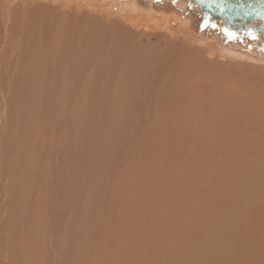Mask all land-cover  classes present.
Segmentation results:
<instances>
[{"label":"rangeland","instance_id":"obj_1","mask_svg":"<svg viewBox=\"0 0 264 264\" xmlns=\"http://www.w3.org/2000/svg\"><path fill=\"white\" fill-rule=\"evenodd\" d=\"M34 1L39 6L46 5L49 8L55 7L57 10L63 8L61 11L64 10L65 13L67 10L69 11V9H67L69 6L70 10L75 11L76 5L81 4L78 6L81 15H83L81 11L87 9L90 12L86 10L84 13L87 12L90 14V9H92V12H94L90 15L94 16L98 13V16L94 17H97L96 19L100 23H103L102 19L99 18L100 15L105 18L109 17V19L124 20L122 24L135 34L133 42L140 43L144 52L148 48H150L152 53L154 52L153 58L151 57L153 61H149L153 63H151L148 68L156 66V70H160L161 67L159 65L161 64L164 68L161 74L166 75V79L169 78V75L170 77L179 76V72H181L179 70L186 68L180 66V69L178 66V73L173 70L174 76H172V73L169 74L168 67H170V62L167 63L166 58L162 60V57H160V55L163 56L160 53L164 54L163 50L165 51L169 43L174 44L182 42L187 52L194 50L193 52L191 51L193 55L187 53L189 56L192 55L193 57L197 55L198 49L203 50L201 51L203 52L201 54L203 57L202 64H200V67L194 68L198 71H200V68L203 70L205 69V71H200L198 77L194 76V78L196 77L194 81L198 82V86L204 87L201 88L202 90H199L202 91V94L199 93L198 89L196 90L200 96L202 95L201 99L199 98L201 101H198L200 104L196 106V104L190 103L187 99L181 100L176 96L173 98L168 94L167 89L164 90L159 88L168 85L166 80L161 81L158 84L160 86L153 91L152 86L151 89V87L144 84V74H142V76L140 75L136 81L132 82H137V84L133 85L130 83L126 85L122 83V86L118 85V77L122 74V70L118 68L116 69L117 74L113 77L116 84L114 82H109V90H104L103 88L105 87L106 81L104 80L106 79L103 78L102 80L98 72H96L98 75L93 72V81H98L100 88H103L102 91L105 92L103 95L100 96L98 89H96L97 92L93 90V96L95 98L92 97V99L89 92H87L90 86H86L85 83H83V85L79 82L81 87L77 83L78 85H69L62 91H56L57 95H62V98L57 101H52L56 98V95L52 93V99L50 101L56 103V106L47 107L45 104L49 101L44 100V103L38 99L41 94L40 90L44 87V84L42 86L38 85V80H44L45 77H48L47 75L50 74H44L43 65L40 67L41 70L37 68L35 76L33 75L34 81L32 89L28 88L30 91L27 89L24 82L15 89L13 80H17L22 72L16 65L20 56L7 53L6 56L0 57V80L7 82L9 86V90L5 95V100H3L6 104L3 103L0 109V130L2 128L0 131V153H3V155L0 154V194L2 190H5L8 195L7 196L5 193V196H7L5 197L6 204L3 205L0 203V257L2 260L8 264H128L134 260L133 256H135H132L130 251L133 247L141 243L142 236L145 245L147 247L149 246L150 252L147 253L148 255L145 258L143 256V250L137 246L140 253L138 257L145 258L139 259V264H229V262L231 263L232 261V263L236 262L235 264H264V144L262 143L264 139V128H256L261 125V128L264 127V119L262 120V118H264V113L261 112H264V105H262L264 104V92L258 94V92L264 91V83L262 81L264 80V48H258L256 38L253 36L248 37L235 34L231 36L227 35L226 39H224L219 35L217 36L214 33H210L206 28L213 22L210 20L209 22H203L197 18L195 20H190L187 15V10L183 5L178 6L172 4L170 0H48L47 3L43 2V0ZM68 3L71 5L68 6ZM132 3H134L135 7L129 6ZM62 5L67 7L65 8V6ZM73 6L75 10L72 8ZM61 11V14L64 13V11ZM42 15L45 14H41V16ZM124 16H126V18H123ZM46 17H51L50 20L46 18V22H56V20L53 21L54 17L52 14ZM132 21L134 23L130 25ZM49 26L52 25L50 24ZM217 27H219V25ZM110 28L112 27L110 26ZM137 29L140 32H138ZM41 31L43 32V30ZM176 40L177 42H175ZM154 44L155 47H153ZM156 46L158 47V52ZM201 46H204L203 49ZM145 47L147 48L145 49ZM69 48L73 50L71 47ZM152 48H154V50ZM216 48L225 50L224 52L226 55H221H224L226 58L221 60L219 54L217 55ZM206 49L208 51H206ZM44 50L45 48L38 49L35 55H43L45 57L42 56L44 60H48L49 58L51 60V51ZM150 50L145 53L150 54ZM211 50L213 54L209 55ZM48 51L49 53H46ZM175 53L176 51L174 52V56L176 55ZM227 53L231 54L233 57ZM25 56H27V54ZM74 58L76 57H71L72 62H74L71 65L72 68H76L79 64L78 62L83 63V59L80 60V57L75 60ZM85 58L84 61L86 60L87 62L89 59L86 56ZM205 58L211 61L209 63L207 60V65L204 63ZM97 59H90L91 66L90 61H88L89 63L87 62L89 66L87 63H83L82 67H89L87 71L86 67L80 68L81 65L79 64L77 68L80 70L76 68L74 73L80 74L79 71H81L83 75L85 74L84 77L88 78V75L92 72L93 63L97 62ZM154 59H156V61ZM228 60L229 64L227 63ZM52 61H54L53 57ZM214 61L216 63H214ZM234 61L238 64L235 65L236 63H234ZM179 63L181 62L179 61ZM179 63H177V65ZM242 64H244L245 67ZM177 65H175V67ZM201 65L204 67L202 68ZM230 65H232L231 68ZM52 66H50L51 69ZM236 66H238L239 70ZM175 67H172V69H175ZM211 69L212 71L210 73H213V75L215 74L214 76L217 77V80L212 77L213 75L210 76L209 72H206V70L210 71ZM214 69H218L216 71L219 73H215ZM233 69L235 72H233ZM29 70H32V68L29 67ZM62 70L64 72H62ZM62 70L58 75L59 84L65 81L68 75L67 70ZM11 71L13 72V77L8 82L7 77ZM181 73H183V71ZM79 74L76 75H78L77 79L80 80V76L82 79L83 75L79 76ZM216 74H226L225 77H227L224 79L225 77ZM41 75H43V77ZM207 76L210 78L212 77L211 81H209L210 79L206 80ZM49 77H51V75H49ZM202 77L205 78L204 80L209 81L210 84L208 85L206 81H204L205 84H203ZM251 77L254 79L253 84ZM222 78L226 81L222 82ZM227 79L233 84L229 82L227 85ZM140 82H143L144 86L141 85ZM254 82L259 84V88ZM206 86H208V88ZM72 87H75L77 90L75 88V91L69 90L73 89ZM212 87H217L218 95H220L219 99L221 100L218 101V95L215 92H213L216 98L214 99V95L211 93L212 91L210 92V90L213 89ZM232 87L235 94L238 91L237 95H235L232 90L228 93L227 90ZM251 87H254V90ZM120 90L123 94L130 96V99L127 98L125 99L126 102L124 101L128 104V109H126V111L125 109L122 110L123 107L121 103L118 105L116 104V102L119 103V101L116 100ZM145 90H148L149 93L151 91V95L154 96H150L152 98L146 100L145 103L141 105L140 110H136L131 100L133 99L136 103L138 99H141L140 96ZM161 90H163V92ZM213 91H216L215 88ZM70 92H73V94H70ZM231 92L234 94L233 96ZM116 93L118 95H115ZM157 93H160V95L158 98L154 99ZM203 93L208 95L206 96ZM225 93H227L226 96L228 95V97L231 98H226V96H224ZM260 94L262 100L261 98L259 100L262 102H258L257 95L260 96ZM104 96L106 100L101 98ZM208 96L209 98H211V96L213 97L211 101H216H214V106H218L217 104L220 102V106L223 105L221 107H225V109L222 110V108L218 106L220 111H228L229 108H233L230 106L233 100L234 107L241 111L238 112V109H235L238 112H236L237 116L239 113H243L245 117L246 114L245 118L248 122H245L244 117L242 118L243 120L240 118L241 114L238 117L242 122L238 117H235L236 115H224L228 117L227 119L231 118L232 120L229 121V123L232 122V126L229 127L230 124L227 122L225 123L226 118L222 117L217 108L210 105L211 101L209 99H207V104L209 105L206 104L205 100ZM237 96L240 97H238L240 100L245 97L247 100L245 101L244 99L245 103H243V101L240 105L235 106L238 103L236 99ZM168 97L170 98L169 102L167 101ZM33 98H35V100ZM87 98L92 99L91 101L89 99L88 102L86 101L88 105H92L90 106L93 112L91 118H94V121L92 119L90 121V123L92 122L90 124V128L92 127L90 129V133H92V142L91 140L88 141L83 135L80 136L79 133L81 130L83 131V128L84 130L86 129L87 118H80L79 115H76V113L72 111L74 110V106H77L79 110H83V101ZM99 98H101V100ZM171 100L175 104H172ZM221 101L224 104H221ZM247 101L250 102L248 105L256 107V111L258 109L256 114L255 111L253 113L252 110L254 108L252 106H249L251 108V110H249ZM167 102L170 103L168 104L170 106H168L169 110L166 106ZM225 102L227 104L226 106H224ZM113 103L115 105H112V107L111 104ZM183 103H188L189 106ZM194 105L196 107H194ZM244 106L248 109L244 108ZM27 108L28 110L30 109L31 112L28 111ZM177 108L179 110H177ZM180 108H185L184 110L186 112L184 110L182 111ZM134 109L138 112H135ZM211 109L216 111L213 112ZM60 111L61 113L59 114ZM202 112L204 114H202ZM217 112L220 115L217 114ZM259 113L262 115L259 118L255 117L258 116L257 114ZM45 114L47 120L45 119ZM252 114L255 115L253 116ZM48 115L49 121L47 118ZM166 115L169 119L166 118ZM180 115L183 118L182 121L185 123L181 122L182 118ZM251 115L253 117H251ZM172 116L177 120L174 121ZM201 117L204 121L201 120ZM40 118L44 120L42 121ZM72 118H75V121L78 120L76 122L78 125H76ZM66 119L71 120L68 122L70 130L68 129V125L65 126V124H67ZM214 119H216V122L213 121ZM217 119L220 121L219 123ZM72 120L73 123H70ZM212 121L215 122V124L212 123ZM258 121H260V124ZM201 122H203L204 125L200 124ZM251 123H253V125ZM199 124L204 127V132H202V127L200 128ZM212 124L217 126H215L216 129H213ZM241 124H244L243 128L246 130L242 129ZM176 125L180 127L178 128ZM206 125L208 127L205 128ZM60 126H62V131L65 129L63 126H65L67 128L66 131L64 130V132H62ZM156 127L158 130L155 129ZM181 127L183 129H180ZM222 127H224V131L221 129ZM227 127L230 129L228 130L229 132H226L228 129ZM238 127H241L240 129H242V132ZM207 128H209V135L207 134ZM212 129L216 131L217 134ZM56 130L59 137L55 132ZM182 130H185V133L183 132L182 134L183 136L179 133H182ZM256 131H258L257 134L255 133ZM197 132H200V135H197ZM213 132L215 137L212 134ZM259 132H262V136ZM60 133L65 134L61 135ZM220 133L223 135L221 136ZM230 133H232L231 138L227 137L231 136ZM237 133H239L240 136H238ZM242 133L245 134V136ZM165 134L169 140L166 139L167 137ZM259 136L262 138L260 139L261 142L259 141ZM239 137L240 139L244 137V141H239ZM186 140L188 143H185ZM199 143L200 145H198ZM158 144L162 146L159 145L158 147ZM166 144H168L169 147ZM238 145L241 146L239 147ZM260 145L263 146V149L261 148L262 150L259 149L262 147ZM69 146L71 147L69 148ZM163 146H167L168 149H164ZM170 146H172L173 149ZM237 147H239V149ZM48 148L50 149L48 150ZM174 148H178V151ZM87 149L89 150L90 159L87 163L90 168L88 165H80L79 161L81 159H78L75 163L77 169L69 167V165H72L74 162L73 158L75 157L73 156L75 151H77L76 154L79 158L81 156L79 153L85 154L88 152ZM180 149L184 151L182 152ZM147 152H149V154ZM254 152L255 154H253ZM180 153H182V156ZM31 157L36 159H32ZM29 162L31 164L33 163V168L31 165H29L30 167L26 166L30 164ZM157 167H161L159 170L162 171H159ZM30 170L38 171L32 172ZM6 175H8L7 177L9 179ZM154 190L157 191L155 192ZM153 193L155 194L153 195ZM10 216H12L11 221L6 220ZM243 236H245V238ZM242 239H244V241ZM250 239L253 242L248 241ZM255 240H259L260 242H254ZM125 247L127 248L122 256V262L119 263V256L124 252L122 248ZM124 258L129 260L128 263H124ZM145 260L148 262L146 261V263ZM130 264L133 263L131 262Z\"/></svg>","mask_w":264,"mask_h":264},{"label":"bare ground","instance_id":"obj_2","mask_svg":"<svg viewBox=\"0 0 264 264\" xmlns=\"http://www.w3.org/2000/svg\"><path fill=\"white\" fill-rule=\"evenodd\" d=\"M80 1V0H79ZM41 2V1H40ZM43 2H45V3H47L48 2V0H43ZM82 2V1H81ZM81 2H79V3H81ZM85 2V1H84ZM87 2V1H86ZM67 3V2H66ZM63 4V3H62ZM84 4V3H83ZM69 5H71L70 3H68V6ZM81 5V4H80ZM80 5H76V7H75V9L77 10H75L74 9V6L72 7L75 11H73V10H70V6L67 8V9H69V11L67 10V12L65 13V11L64 10H62V11H64V13H60V11H61V9H63V8H61L62 6H65V5H62L60 8V10H57V8H55V7H53V8H49L48 6H46V5H43V6H39V5H37L36 3H35V1L34 0H20V1H18V0H0V57H3V56H6L7 55V53H11V54H14V55H19L20 56V59H19V61L17 62V66L22 70V72H21V74L18 76V78H17V80H13V85H15V89H16V87H18L22 82H24V84L26 85V87H27V89L28 88H30V89H32V85H33V81H34V79H33V75L35 76V72H36V70H37V68H38V70H41V68L40 67H42V65H43V70H44V74L46 75V74H49V75H51V77H49V75H47L48 77H45V79L44 80H38V85L39 86H42L43 84H44V87H43V89L42 90H40L41 91V94L39 95V97H38V99L39 100H41V102L43 101L44 102V100H46V101H49L47 104H45L47 107L48 106H56V103H52V101H57V100H59V99H61L62 98V95L61 94H59V95H57L56 93V91H58V90H63V89H65L66 87H68L69 85H76L77 83L80 85V83H85V85L86 86H90V87H88L89 88V90L87 91V92H89V95H90V97L92 98V97H94L93 96V90H95L96 91V89H98V93L100 94V96L101 95H103L105 92H103L102 90H103V88H104V90H109V87H110V83L109 82H111V83H113L114 82V80H113V77L117 74V70L116 69H118V68H120L121 70H122V74L117 78L118 80H117V84L118 85H121L122 86V83L123 84H126V85H128V84H130V83H132L133 81H136V79L141 75L142 76V74H144V80H145V82H144V84H146V86H148V87H153V91L154 90H156L160 85H158L161 81H163V80H166L167 82H168V85L166 86V87H159V88H161V89H167V91H168V94L171 96V97H177V98H180L181 100L182 99H187V101H190V103H192V104H196V106H197V104H200L198 101H201L200 99H201V97H202V95L200 96L199 94H198V91L199 90H202L201 88H203L204 86H198L197 85V81L195 82L194 80H195V78H194V76H197L198 77V75H200V71L201 72H203V71H205V69L203 70V69H201L200 68V71H198L197 69H195V68H198V67H200V64H202V60H203V57L201 56V54L203 53V52H201V51H203V50H201V49H198V53H194L195 55V57H193L192 55H193V53H191V51L193 52L194 50H191L190 52H187L186 50H185V48H184V46L182 45V42L181 43H169L166 47V49H165V51L163 50V52H164V54L163 53H160V54H162L163 56H161L160 55V57H162L161 59L163 60V59H165L166 58V61H167V63L168 62H170L169 64H170V67H168L169 68V74H173L172 76H174V73H173V70H175V71H177V67L179 66H182V67H186V68H182L183 70H179V71H183V73H181V72H179L180 73V75L179 76H177V77H170V75L168 76L169 78H167L166 79V75H164V74H161L162 72L161 71H163L162 69H164L163 68V66H161V64L159 65L161 68H160V70H156L157 69V67L156 66H151L150 68H148L150 65H151V63H153L152 61V58H153V53L151 52V50H150V48H148V49H146L147 47H145V49H146V51L148 52V50H150V54L149 53H145L144 52V50H142V46H141V44L140 43H137V42H133V40H134V37H135V34L129 29V28H127V27H125L124 26V24H122V21L124 22V20H122V21H119V20H116V19H109V17H107V18H105V17H103V16H99V18H101L102 19V21H103V23H100L99 21H97V17H94V16H98L97 14L96 15H94V16H91L90 14L92 13L93 14V12H92V9H90L91 10V13L90 14H88L87 12L86 13H84V11H86V10H84V9H82V10H84V11H81V12H83L82 14L83 15H81V13H80V8L78 7V6H80ZM89 6V5H88ZM87 6V7H88ZM129 6H134L135 7V5H134V3H132V4H130ZM67 6H65V8H66ZM83 7V6H82ZM106 8V7H105ZM128 8V7H127ZM95 9V8H94ZM61 11V12H62ZM79 11V12H78ZM88 12H90L89 10H87ZM97 12V11H96ZM47 14L48 16H49V14H52V16L54 17V19H53V21L54 20H56V22L55 23H50L49 21L48 22H46L45 21V19L46 18H48V17H46L45 15H42L41 16V14ZM61 14V15H60ZM109 16V15H108ZM50 18L51 17H49L48 19L50 20ZM123 18H126V16H124ZM127 18H128V16H127ZM100 19V20H101ZM99 20V19H98ZM126 20V19H125ZM52 21V22H53ZM128 21V20H127ZM50 25H52V26H49L48 24ZM62 23V24H61ZM133 21H132V23L130 24V25H133ZM61 24V25H60ZM110 26L112 27V28H110ZM133 29V28H132ZM41 30H43V32H45V33H43ZM45 30V31H44ZM137 31H138V29H137ZM138 32H140V31H138ZM143 34V33H142ZM141 37V36H140ZM143 37V36H142ZM181 39V38H180ZM136 40V39H135ZM165 42V41H164ZM175 42H177V40L175 41ZM142 43V42H141ZM165 43H167V42H165ZM185 43H186V41H185ZM189 43V42H188ZM144 44V43H143ZM149 44H151V43H149ZM153 44V43H152ZM164 45V44H163ZM71 47L73 50H70V48L69 47ZM146 46V45H145ZM147 46H149V45H147ZM151 46V45H150ZM158 46V45H157ZM156 46V47H157ZM67 47V48H66ZM153 47H155V44L153 45ZM190 47V46H189ZM202 47V46H201ZM204 47V46H203ZM203 47H202V49H203ZM43 49V48H45V50H49V51H51V53H52V55L50 56L51 57V60H50V58L48 59V58H46V59H48V60H44V56L43 55H35V53L37 52V50L39 49ZM47 48V49H46ZM69 48V49H68ZM162 48V47H161ZM188 48V47H187ZM144 49V48H143ZM153 50H154V48H152ZM163 49V48H162ZM217 49V48H216ZM215 49V50H216ZM44 50V51H45ZM200 50V51H199ZM43 51V52H44ZM49 51L48 52H46V53H49ZM159 50H158V47H157V52H158ZM176 51V55L174 56V52ZM189 51V50H188ZM204 51H205V49H204ZM206 51H208L207 49H206ZM225 50H222V49H217V55L219 54V57L221 58V60L222 59H224V58H226L224 55H226L225 54V52H224ZM42 52V53H43ZM78 52V53H77ZM209 52H210V50H209ZM50 53V54H51ZM187 53H190V54H192L191 56H189ZM27 54V56H25ZM49 54V55H50ZM156 54V53H155ZM158 54V53H157ZM213 53H212V50H211V53L209 54V55H212ZM221 54H224L223 56L221 55ZM227 54H229V53H227ZM48 55V54H47ZM229 55H231V54H229ZM44 58H43V57ZM45 56H46V54H45ZM72 56H74V57H76V58H78V57H80V60H82L83 59V63H87L88 61H90V59H94V58H98L97 59V62H95V63H93V69L91 70L92 72L90 73V75H88L89 77L88 78H86V77H84V75H83V72H81V71H79L80 72V74L79 73H74V70L78 67V65L80 64L81 66H80V68L82 67V65H83V63H81V62H78L79 64L77 65V67L75 68V67H73L72 68V63H74V62H72V60H71V57ZM85 56L89 59V60H87V62H86V60L84 61V58H85ZM232 56V55H231ZM52 57H53V60L54 61H52ZM84 57V58H83ZM152 57V58H151ZM158 57V56H157ZM233 57V56H232ZM42 58H43V60H42ZM76 58H74V60L76 59ZM86 59V58H85ZM218 59V58H217ZM236 60H238L237 58H235ZM150 60H152L151 61V63L149 62ZM155 61H156V59H154ZM209 61V63L211 62L209 59H207V58H205V64L207 65V63L208 62H206V61ZM96 61V60H95ZM159 61V60H158ZM171 61H175L174 63L173 62H171ZM179 61L181 62V63H179ZM225 61V60H224ZM53 62H54V64H53ZM226 62V61H225ZM224 62V63H225ZM229 62V60L227 61V63ZM76 63V62H75ZM89 63V62H88ZM87 63V64H88ZM176 63V64H175ZM177 63H179L178 65H177ZM214 63H216L215 61H214ZM234 63H236V61H234ZM240 63V62H239ZM155 64V63H154ZM173 64H175V65H177L176 67H175V65H173ZM205 64H204V66H205ZM229 64V63H228ZM230 64H231V62H230ZM238 63H236L235 65H237ZM53 65V66H52ZM85 65V64H84ZM166 65V64H165ZM164 65V66H165ZM209 65H212V64H209ZM223 65V64H222ZM234 65V66H235ZM242 65H244V64H242ZM50 66H52V69H51V67ZM74 66V65H73ZM88 66H89V64H88ZM90 66H91V61H90ZM174 68L175 67V69H172V67ZM203 66V67H204ZM213 66H214V64H213ZM217 66V65H216ZM215 66V67H216ZM224 66V65H223ZM222 66V67H223ZM231 66L232 65H230V68H231ZM239 66V65H238ZM238 66H236L237 68H238ZM29 67H31L32 68V70H29ZM86 67V71L88 70L87 68H89V67H87V66H83L82 68H85ZM166 67H167V65H166ZM178 67V68H179ZM190 67V68H189ZM192 67V68H191ZM195 67V68H194ZM201 67H202V65H201ZM202 67V68H203ZM206 67V66H205ZM214 67V68H215ZM218 67V66H217ZM225 67V66H224ZM227 67V66H226ZM244 67H245V65H244ZM254 67V66H253ZM49 68V69H48ZM167 68V69H168ZM171 68V69H170ZM212 68V67H211ZM219 69H221L220 67H218ZM241 68V67H240ZM243 68V67H242ZM62 69H65V70H67V73H68V75H67V79L65 80V81H63L61 84H59V79H58V75H59V72L62 70ZM77 69H79V68H77ZM166 69V68H165ZM180 69H181V67H180ZM209 69H210V67H209ZM234 69H235V67H234ZM233 69V70H234ZM80 70V69H79ZM83 70V69H82ZM170 70H172V71H170ZM203 70V71H202ZM215 70V69H214ZM216 70H218V69H216ZM215 70V73L217 72V73H219L218 71H216ZM222 70H223V68H222ZM232 70V69H231ZM238 70H239V68H238ZM253 70H255V69H253ZM76 71V70H75ZM84 71V70H83ZM86 71H85V73H86ZM167 71V70H166ZM165 71V72H166ZM212 71V69L210 70V71H207L206 70V72H211ZM221 71V70H220ZM224 71V70H223ZM62 72H64L63 70H62ZM78 72V71H77ZM95 74H97L96 72H98L99 73V75H100V77H102V80H103V78L104 79H106V80H104V81H106V84H105V87H103L102 89L100 88V86H99V84H98V81L97 80H94L93 81V77H92V74L94 75V73ZM233 72H235V70L233 71ZM43 73V72H42ZM88 73V72H87ZM177 73H178V71H177ZM221 73V72H220ZM254 73V72H253ZM252 73V74H253ZM61 74V73H60ZM76 74H79V76L80 75H83L82 76V79H81V76H80V80L79 79H77L78 78V75H76ZM166 74V73H165ZM204 74V73H203ZM208 74V73H207ZM228 74V73H227ZM234 74V73H233ZM238 74V73H237ZM37 75V74H36ZM62 75V74H61ZM98 75V74H97ZM202 75V74H201ZM210 76H212L213 75V73H210L209 74ZM215 75V74H214ZM212 76V77H214L215 78V80H217L216 78L217 77H215V76ZM216 75H218V76H221V77H225V75L226 74H222V75H219V74H216ZM42 77H43V75H41ZM87 76V75H86ZM203 76V75H202ZM13 77V72L11 71L10 73H9V76L7 77V79H8V82L10 81V79ZM39 77V76H38ZM84 77V78H83ZM99 77V78H100ZM204 77V76H203ZM202 77V78H203ZM211 77V78H212ZM227 77V76H226ZM226 77L224 78V79H226ZM40 78V77H39ZM121 78H123V79H121ZM211 78L210 77H208L207 76V79L206 80H208V79H210L209 81H211ZM213 78V79H214ZM229 78V77H228ZM232 78V77H231ZM230 78V79H231ZM247 78H248V76H247ZM252 78V84H253V77H251ZM64 79V78H63ZM199 79H200V77H199ZM205 78H203V84H205V82L204 81H206V80H204ZM223 79V78H222ZM223 79V81L222 82H224V81H226V80H224ZM250 79V78H249ZM249 79H247V80H249ZM81 80H82V82H81ZM101 80V79H100ZM109 80V81H108ZM143 80V81H144ZM215 80H213V81H215ZM221 80V79H220ZM232 80V79H231ZM93 81V82H92ZM141 81V80H140ZM209 81H206V83L208 82V85L210 84L209 83ZM227 81H228V79H227ZM256 81V80H255ZM259 81H261V80H259ZM263 81V83H264V80H262ZM80 82V83H79ZM195 82V83H194ZM230 81H228L227 82V85H228V83H229ZM115 83V82H114ZM141 83V82H140ZM194 83V84H193ZM214 83H216V82H214ZM213 83V84H214ZM230 83H232V82H230ZM254 83H256L257 84V82H254ZM77 84V85H78ZM103 84V83H102ZM116 84V83H115ZM133 85L134 84H137V82H134V83H132ZM164 84V83H163ZM233 84V83H232ZM232 84H231V86H232ZM236 84H238V83H236ZM235 84V85H236ZM260 84H262V83H260ZM84 85V84H83ZM117 85V86H118ZM140 85V84H139ZM141 85H143V82L141 83ZM207 85V84H206ZM211 85H212V82H211ZM102 86V85H101ZM104 86V85H103ZM144 86V85H143ZM145 86V87H146ZM162 86V85H161ZM255 86V85H254ZM259 86V84H257V87ZM262 86V85H261ZM75 87H78V86H75ZM74 87V88H75ZM80 87H81V85H80ZM132 87V86H131ZM137 87H138V85H137ZM141 87V86H140ZM152 87H151V89H152ZM207 88H208V86H206ZM222 87V86H221ZM220 87V88H221ZM236 87H237V85H236ZM25 88V87H24ZM73 88V87H72ZM74 88L73 89H69V90H74ZM93 88V89H92ZM100 88V89H99ZM213 88V87H212ZM215 88V90L217 91V87H214ZM213 88V89H214ZM224 88L226 89V87L224 86ZM252 88V87H251ZM259 88V87H258ZM68 89H67V91H68ZM76 89V88H75ZM140 89V88H139ZM143 89H144V87H143ZM142 89V90H143ZM198 89V91H196ZM211 89V88H210ZM213 89H211L210 90V92L212 93V95H214L213 97H214V99H216L215 98V94L213 93V92H215V93H217V95H218V91L216 92V91H213ZM233 89V87L231 88V89H228L227 91H228V93H230L229 91L230 90H232ZM239 89V88H238ZM253 90H254V87L252 88ZM263 89V88H262ZM9 90V86H8V83L7 82H4V81H2V80H0V109H1V107L3 106V103H4V101L3 100H5V95H6V93H7V91ZM19 90V89H18ZM29 90V89H28ZM77 90V89H76ZM78 90H79V88H78ZM135 90V89H134ZM149 90H150V88H149ZM206 90V89H205ZM240 90V89H239ZM15 91H17V90H15ZM30 91V90H29ZM33 91H34V89H33ZM75 91V90H74ZM80 91V90H79ZM100 91V92H99ZM144 91V90H143ZM162 92H163V90H161ZM188 91H189V93H188ZM208 91V90H207ZM207 91H206V93H207ZM224 91H226V90H224ZM242 91V90H241ZM259 91V90H258ZM36 92V91H35ZM64 92V91H63ZM97 92V91H96ZM95 92V93H96ZM110 92V91H109ZM109 92H107V93H109ZM232 92L234 93V90H232ZM231 92V94H232V96L235 94H233ZM238 92V91H237ZM236 92V94L235 95H237L238 93ZM240 92V91H239ZM263 93L264 91H260V92H258V94L259 93ZM18 93V92H17ZM52 93H54L55 95H56V98H55V100H52V101H50L51 99H52ZM73 94V92H70V94ZM78 93V92H77ZM86 93V92H85ZM173 93V94H172ZM199 93H201L202 94V91H199ZM206 93H203V94H205L206 95ZM223 93V92H222ZM261 93V94H262ZM34 94V93H33ZM79 94V93H78ZM97 94V93H96ZM119 94V95H118ZM116 93L115 95H118V97H117V100L116 101H119V103H117L116 102V104L118 105V104H122V107H123V109L122 110H124L125 109V111H126V109H128L127 108V105L128 104H126L125 102V99H127V98H129L130 96L129 95H127V94H123L122 92H121V90L119 91V93ZM167 94V93H166ZM226 94L227 93H225V95L224 96H226ZM261 94H260V96L259 95H257V98H258V102H260L261 100H262V98H261ZM38 95V94H37ZM156 96H155V98L154 99H156V98H158V96L160 95V93L158 94H155ZM208 95V94H207ZM206 95V96H207ZM209 95H210V93H209ZM32 96V95H31ZM73 96V95H72ZM81 96V95H80ZM87 96V95H86ZM106 96V95H105ZM105 96L104 97H101V98H103L104 100H106L105 99ZM150 96H152L151 95V91H150V93L148 92V90L146 91L145 90V92H143L142 94H141V96H140V98L141 99H138L137 100V102L135 103L134 102V100L132 99L131 100V103L136 107L135 109L136 110H140V108H141V105L142 104H144L145 103V101L146 100H148V99H151L152 97H150ZM162 96V95H161ZM166 96V95H165ZM219 96L220 95H218L217 96V98H218V101L219 100H221V99H219ZM231 96V95H230ZM241 96V95H240ZM243 96H245V95H243ZM259 96V97H258ZM108 97V96H107ZM116 97V96H115ZM212 96H211V98H213ZM228 97V95L226 96V98ZM235 97V96H234ZM233 97V98H234ZM238 97L239 96H237L236 97V99L238 100H236L238 103H237V105H235V106H238V105H240V103L241 102H243L244 101V99L246 98H244V97H242V98H244V99H242V100H240V99H238ZM263 97H264V94H263ZM73 98V97H72ZM86 98V97H85ZM95 98V97H94ZM98 98V97H97ZM101 98H99L100 100H101ZM172 98V99H173ZM200 98V99H199ZM211 98H209V96H208V98H206V104L208 103L207 102V99H209L210 101L212 100ZM229 98V97H228ZM231 98V97H230ZM229 98V99H230ZM240 98V97H239ZM261 98V100H259ZM34 100H35V98H33ZM37 99V100H38ZM66 99V98H65ZM70 99V98H69ZM75 99V98H74ZM88 99L89 98H87L86 100H84L83 101V105H84V109L83 110H79L78 108H77V106H74V110H72L74 113H76V115H79L80 116V118L81 117H86L87 118V121H86V129L84 130V128H83V131L81 130L79 133H80V136H82L83 135V137H85V138H87L88 139V141H90L91 140V142H92V133H90V129L92 128H90V124L92 123H90V121H91V119L93 120L94 118H91V115H92V111H91V107L90 106H92L91 104L90 105H88ZM93 99V98H92ZM92 99H89L90 101L92 100ZM102 99V100H103ZM111 99V98H110ZM130 99V98H129ZM168 99V100H167ZM166 100L169 102L170 100V98L168 97ZM198 99V100H197ZM203 99V98H202ZM19 100V99H18ZM109 100V99H108ZM114 100V99H113ZM113 100H112V102H113ZM204 100V99H203ZM202 100V101H203ZM224 100V99H223ZM247 99H245V101H246ZM87 101V102H86ZM89 101V102H90ZM111 101V100H110ZM122 101V102H121ZM125 101V102H124ZM163 101H164V99H163ZM172 101V100H171ZM185 101V100H184ZM204 101V102H205ZM215 101V100H214ZM214 101H211V104L210 105H213V107H215V108H217V110H219L218 112L222 115V117H224V118H226V121H225V123L227 122V123H229V121L231 120V118H229V119H227L228 117H226V116H224V115H231V116H235V117H238V116H240V114H241V116H240V118L242 119L243 117H244V115H243V113H239V115L237 116V113L240 111L238 108H235L234 107V101L232 100L231 102H232V104H230V106L231 107H233V108H229V110L228 111H222V110H224L225 109V107H221V106H223V105H221L220 106V102H219V104H217L218 106H220V108H222V110L220 111V109H218V106H214V104H215V102ZM240 101V102H239ZM245 101L243 102V103H245ZM29 102V101H28ZM38 102V101H37ZM61 102V101H60ZM68 102V101H67ZM70 102H71V100H70ZM149 102H150V100H149ZM155 102V101H154ZM160 102H162V101H160ZM166 102V101H165ZM166 103V106L168 107L169 105L168 104H170V103ZM212 102H213V104H212ZM248 102V101H247ZM256 102V101H255ZM257 102V103H258ZM262 102V101H261ZM45 103V102H44ZM164 103V102H163ZM179 103V102H178ZM223 102L221 101V104H222ZM250 102H248L247 103V105L249 104ZM4 104H6V103H4ZM40 104V103H39ZM129 104H130V102H129ZM157 104H159V103H157ZM172 104H175V103H173V101H172ZM181 104V103H180ZM184 104V103H183ZM185 104H188V103H185ZM184 104V105H185ZM224 104V103H223ZM252 104V103H251ZM262 104V103H261ZM23 105V104H22ZM32 105V104H31ZM41 105H43V104H41ZM67 105V104H66ZM65 105V106H66ZM88 105V106H87ZM94 105V104H93ZM97 105H98V103H97ZM96 105V106H97ZM112 105H115L114 103L113 104H111V106ZM155 105V104H154ZM176 105H179V104H176ZM207 105H209V104H207ZM227 104H226V102H225V105L224 106H226ZM233 105V106H232ZM245 105V104H244ZM246 105V106H247ZM258 105H259V103H258ZM262 105H264V104H262ZM13 106V105H12ZM29 106V105H28ZM27 106V107H28ZM40 106V105H39ZM171 106H173V105H171ZM188 106H189V104H188ZM193 106V105H192ZM192 106H190V107H192ZM195 105H194V107H196ZM242 106H243V104H242ZM249 106H252L253 107V105H248V107ZM113 107V106H112ZM161 107H162V104H161ZM170 107V106H169ZM169 107H168V110H169ZM178 107H181V106H178ZM193 107V108H194ZM208 107V106H207ZM264 107V106H263ZM5 108V107H4ZM12 108V107H11ZM11 108H10V110H11ZM39 108V107H38ZM44 108V107H43ZM67 108V107H66ZM121 108V107H120ZM227 108V107H226ZM244 108H246L245 106H244ZM254 109L256 108V107H253ZM252 108V109H253ZM18 109V108H17ZM40 109V108H39ZM51 109H52V107H51ZM72 109H73V107H72ZM130 109V108H129ZM134 109V111L135 112H138V111H136ZM164 109V108H163ZM181 109V108H180ZM185 108H183V109H181L182 111L184 110ZM195 109V108H194ZM193 109V110H194ZM235 109H238V112L235 110ZM246 109H248V108H246ZM252 110L253 111V113H254V111H255V114H256V112H258V109H257V111H256V109L255 110ZM263 109V108H262ZM4 110V109H3ZM19 110V109H18ZM27 110H28V108H27ZM38 110V109H37ZM41 110H42V108H41ZM46 110V109H45ZM63 110V109H62ZM61 110V111H62ZM170 110H173V109H170ZM175 110H176V108H175ZM177 110H179L178 108H177ZM196 110H197V108H196ZM209 110V109H208ZM235 110V111H234ZM249 110H251V108L249 107ZM260 110V109H259ZM2 111V110H1ZM16 111V110H15ZM28 111H30V109L28 110ZM35 111V110H34ZM33 111V112H34ZM47 111V110H46ZM49 111V110H48ZM61 111L59 112V114L61 113ZM63 111H65V110H63ZM94 111V110H93ZM97 111V110H96ZM128 111V110H127ZM157 111H158V109H157ZM174 111V110H173ZM172 111V112H173ZM185 111V110H184ZM205 111H207V110H205ZM211 111H213V112H215L216 110H213V109H211ZM22 112V111H21ZM31 112V111H30ZM32 112V113H33ZM102 112H104V111H102ZM114 112V111H113ZM150 112V111H149ZM186 112V111H185ZM196 112V111H195ZM208 112V111H207ZM217 112V114H219ZM237 112V113H236ZM241 112V111H240ZM260 112V111H259ZM262 113H264L263 111H261ZM6 113V112H5ZM13 113V112H12ZM37 113V112H36ZM39 113V112H38ZM43 113V112H42ZM48 113V112H47ZM63 113V112H62ZM74 113H72V114H74ZM193 113V112H192ZM206 113V112H205ZM2 114V113H1ZM8 114V113H7ZM24 114V113H23ZM64 114V113H63ZM63 114H62V117H63ZM155 114V113H154ZM167 114H168V111H167ZM173 114V113H172ZM187 114V113H186ZM202 114H204L203 112H202ZM207 114V113H206ZM214 114V113H213ZM219 114V115H220ZM254 114V115H255ZM3 115V114H2ZM34 115V114H33ZM42 115V114H41ZM44 115V114H43ZM94 115V114H93ZM98 115V114H97ZM102 115V114H101ZM100 115V116H101ZM187 115H189V114H187ZM243 115V116H242ZM249 115H250V113H249ZM253 115V114H252ZM251 115V117H253ZM258 116H255V117H260L261 115H260V113L259 114H257ZM10 116V115H9ZM23 116V115H22ZM57 116H59V115H57ZM65 116V115H64ZM103 116V115H102ZM175 116V115H174ZM174 116H172V119L174 120V121H176L177 119H174ZM181 116V115H180ZM179 116V117H180ZM194 116H195V114H194ZM200 116V115H199ZM6 117V116H5ZM49 117V115L47 116V118ZM66 117V116H65ZM69 117V116H68ZM138 117H140V116H138ZM168 116L166 115V118H167ZM177 117V116H176ZM185 117V116H184ZM197 117V116H196ZM202 117H203V115H202ZM201 117V118H202ZM214 117V116H213ZM230 117V116H229ZM245 117H246V114H245ZM244 117V119H245V122H248L247 120H246V118ZM264 117V116H263ZM11 118V117H10ZM20 118V117H19ZM23 118V117H22ZM33 118V117H32ZM181 118H182V116H181ZM180 118V119H181ZM186 118V117H185ZM185 118H184V120H185ZM204 118V117H203ZM203 118L201 119V120H203ZM223 118V119H224ZM239 118V117H238ZM239 118V119H240ZM42 118H40V120H41ZM45 119H46V114H45ZM60 119H62V118H60ZM69 119H70V117H69ZM73 119V118H72ZM76 119H78V118H76ZM167 119H169V118H167ZM171 119V120H172ZM193 119V118H192ZM205 119V118H204ZM233 119V118H232ZM240 119V121L242 122V120ZM252 119V118H251ZM264 118H262V120H263ZM33 120H34V118H33ZM44 119H42V121H43ZM47 120V119H46ZM64 120V119H63ZM74 121H75V118L73 119ZM73 120H72V122H70V123H73ZM183 120V118L181 119V122H183V123H185L184 121H182ZM206 120V119H205ZM212 120V119H211ZM216 119H214L213 121H215ZM218 120V119H217ZM221 120V119H220ZM228 120V121H227ZM261 120V121H262ZM32 121V120H31ZM48 121H49V118H48ZM65 121V120H64ZM66 123L67 124H65V126L66 125H68L69 123V121H71V120H67L66 119ZM78 120H76L75 121V123L77 122ZM80 121V120H79ZM94 121V120H93ZM100 121H103V120H100ZM161 121H163V120H161ZM169 121V120H168ZM198 121V120H197ZM204 121V120H203ZM212 121V123H214L215 124V122H213ZM232 121V120H231ZM235 121V120H234ZM250 121V120H249ZM253 121V120H252ZM56 122H58V121H56ZM211 122V121H210ZM218 123L220 122L219 120L217 121ZM259 122V124H260V121H258ZM34 123H35V121H34ZM45 123V122H44ZM60 123V122H59ZM187 123V122H186ZM195 123V122H194ZM240 123V122H239ZM250 123V122H249ZM248 123V124H249ZM256 123H257V121H256ZM9 124V123H8ZM41 124H42V122H41ZM80 124V123H79ZM98 124H99V121H98ZM196 124V123H195ZM200 124H202V125H204V123L203 122H201ZM199 124V125H200ZM206 124V123H205ZM230 125H229V127H231L232 125V122L231 123H229ZM246 124V123H245ZM247 124V125H248ZM252 125H253V123H251ZM3 125V124H2ZM6 125V124H5ZM21 125V124H20ZM57 125V124H56ZM76 125H78L77 123H76ZM101 125V124H100ZM177 125H178V122H177ZM176 125V126H177ZM185 125V124H184ZM188 125V124H187ZM237 125H238V123H237ZM236 125V126H237ZM242 125V129H244L243 127V125L244 124H241ZM252 125H250V126H252ZM256 125V124H255ZM4 126V125H3ZM8 126V125H7ZM42 126H44V125H42ZM46 126V125H45ZM65 126H63V128H65V129H63V131H62V126H60V129H61V131L62 132H64V130L66 131V127ZM72 126H73V124H72ZM72 126H71V128H72ZM93 126V125H92ZM175 126V127H176ZM212 126H213V129L215 128V126L212 124ZM222 126V125H221ZM220 126V127H221ZM257 126V125H256ZM260 126V125H259ZM262 126V125H261ZM261 126L260 127H256V128H260V129H263L264 127H262L261 128ZM16 127V126H15ZM57 127H59V126H57ZM69 127H70V125H68V129H69ZM74 127H75V125H74ZM174 127V126H173ZM178 127V126H177ZM180 127V126H179ZM178 127V128H179ZM191 127H192V125H191ZM202 127V128H201ZM206 127H208L207 125L205 126V128ZM217 127V126H216ZM229 127H227L228 129L226 130V132H229L228 130H230L229 129ZM76 128V127H75ZM80 128V127H79ZM94 128V127H93ZM168 128V127H167ZM200 128L202 129V132H204L203 131V126H201L200 125ZM210 128V127H209ZM209 128H207L208 129V135H209ZM219 128V127H218ZM233 128V127H232ZM239 128V127H238ZM241 128V127H240ZM239 128V129H240ZM249 128V127H248ZM247 128V129H248ZM252 128V127H251ZM256 128H254V129H256ZM4 129V128H3ZM77 129V128H76ZM75 129V130H76ZM94 129H96V128H94ZM154 129V128H153ZM155 129H157V127L155 128ZM180 129H183L182 127L180 128ZM194 129H195V127H194ZM212 129V130H213ZM216 129V128H215ZM222 130L224 129V127H222L221 128ZM242 129H240V131L242 130ZM1 130H2V128H1ZM0 130V131H1ZM57 130H58V128H57ZM57 130L55 131L56 133H57ZM70 130V129H69ZM68 130V131H69ZM158 130V129H157ZM177 130V129H176ZM190 130V129H189ZM196 130V129H195ZM221 130V131H222ZM236 130V129H235ZM244 130H246V129H244ZM252 130H253V128H252ZM257 130H259V129H257ZM264 130V129H263ZM262 130V131H263ZM92 131V130H91ZM180 131V130H179ZM211 131V130H210ZM214 131V130H213ZM224 131V130H223ZM249 131V130H248ZM260 131V130H259ZM30 132V131H29ZM60 132V131H59ZM71 132V131H70ZM94 132V131H93ZM183 132L185 133V130H182V133L181 132H179L181 135L183 134ZM212 132V131H211ZM216 134H217V132L216 131H214ZM214 132L212 133L213 134V136L215 135L214 134ZM219 132H220V130H219ZM225 132V133H226ZM231 132L233 133V131L231 130ZM237 132V131H236ZM242 132V131H241ZM243 132H245V131H243ZM257 132L258 131H256L255 133L257 134ZM264 132V131H263ZM39 133V132H38ZM47 133V132H46ZM68 133V132H67ZM66 133V134H67ZM95 133V132H94ZM165 133V132H164ZM178 133V134H179ZM188 133V132H187ZM198 134L197 135H200L199 133L200 132H197ZM232 133H230L231 134V136H227V137H229V138H231L232 137ZM260 133V132H259ZM259 133H258V135H259ZM14 134V133H13ZM20 134V133H19ZM48 134V133H47ZM61 134V133H60ZM63 134H65V133H63ZM63 134H61V135H63ZM71 134H73V133H71ZM96 134V133H95ZM205 134V133H204ZM219 134V133H218ZM221 134V133H220ZM236 134V133H235ZM243 134V133H242ZM241 134V135H242ZM60 135V136H61ZM78 135V134H77ZM187 135V134H186ZM223 134H221V136H222ZM237 135L238 136H240V134L239 133H237ZM244 136H245V134H243ZM255 135V134H254ZM260 135L262 136V132L260 133ZM1 136V135H0ZM4 136V135H3ZM57 136H58V133H57ZM68 136V135H67ZM71 136H73V135H71ZM165 136H166V134H165ZM183 136V135H182ZM188 136H189V134H188ZM212 136V137H213ZM217 136V135H216ZM256 136V135H255ZM261 136H259V141L261 142V140L260 139H262V138H260ZM59 137V136H58ZM167 137V136H166ZM190 137V136H189ZM204 137V136H203ZM211 137V138H212ZM215 137V136H214ZM235 137H236V135H235ZM69 138V137H68ZM67 138V139H68ZM77 138V137H76ZM183 138H185V137H183ZM182 138V139H183ZM244 138V137H243ZM243 138H241L240 139V137L238 138L239 139V141L241 140H243L244 141V139ZM246 138V137H245ZM86 139V140H87ZM166 139H168V137L166 138ZM213 139V138H212ZM216 139V138H215ZM251 139V138H250ZM258 139V138H257ZM27 140V139H26ZM74 140H75V138H74ZM169 140V139H168ZM188 140V139H187ZM187 140L185 141V143H188L187 142ZM202 140V139H201ZM264 140V139H263ZM262 140V143L264 144V141ZM61 141H63V140H61ZM65 141V140H64ZM189 141V140H188ZM199 141V140H198ZM236 141V140H235ZM239 141H238V144H239ZM258 141V142H259ZM19 142V141H18ZM27 142V141H26ZM25 142V143H26ZM66 142V141H65ZM166 142H168V141H166ZM246 142V141H245ZM251 142H252V140H251ZM62 143V142H61ZM70 143V142H69ZM72 143V142H71ZM76 143V142H75ZM169 143V142H168ZM172 143V142H171ZM170 143V144H171ZM174 143V142H173ZM182 143V142H181ZM23 144H24V142H23ZM67 144H68V142H67ZM250 144V143H249ZM69 145V144H68ZM67 145V146H68ZM72 145H73V143H72ZM159 145L160 144H158L157 146L159 147ZM166 145H168V144H166ZM185 145H187V144H185ZM198 145H200V143L198 144ZM202 145V144H201ZM243 145H244V143H243ZM246 145H247V142H246ZM28 146V145H27ZM30 146V145H29ZM51 146V145H50ZM74 146V145H73ZM160 146H162V145H160ZM173 146V145H172ZM170 146L172 149H173V147H175V146ZM184 146V145H183ZM194 146V145H193ZM239 147L241 146V145H238ZM260 146H262V145H260ZM18 147V146H17ZM48 147H49V145H48ZM71 146H69V148H70ZM89 147H91V146H89ZM164 147V146H163ZM168 147H169V145H168ZM168 147L166 146V147H164V149L166 148V150L168 149ZM239 147H237L238 149H239ZM244 147V146H243ZM248 147H249V145H248ZM248 147H247V149H248ZM1 148V147H0ZM59 148V147H58ZM253 148H254V146H253ZM263 149V146L262 147H260L259 149ZM50 148H48V150H49ZM175 149V148H174ZM261 149V150H262ZM83 150V149H82ZM88 150V149H87ZM175 150H177L178 151V148H176ZM181 150V149H180ZM261 150H260V152H261ZM72 151V150H71ZM70 151V152H71ZM162 151V150H161ZM163 151H165V150H163ZM182 151V150H181ZM180 151V152H181ZM184 151V150H183ZM182 151V152H183ZM186 151V150H185ZM255 151V150H254ZM259 151V150H258ZM69 152V153H70ZM150 152V151H149ZM149 152H147L148 154H149ZM166 152V151H165ZM77 151H75V153H74V156L73 157H75V158H73V164L72 165H69V167H71V168H74V169H77L76 168V165H75V163H76V161L79 159H81L79 162V164L81 165H84V166H86V165H88V167L90 168V166H89V164L87 163V161H90V159H89V150H88V152L87 153H85V154H82V153H79L81 156L78 158L77 157ZM169 153V152H168ZM170 153H171V151H170ZM235 153V152H234ZM248 153H249V151H248ZM263 153V152H262ZM1 154V153H0ZM30 154H32V153H30ZM182 153H180V155H181ZM247 154V153H246ZM250 154V153H249ZM253 154H255V152L253 153ZM259 154H261V153H259ZM1 155H3V153L1 154ZM1 155H0V158H1ZM27 155V154H26ZM147 155V154H146ZM67 156V155H66ZM174 156V155H173ZM182 156V155H181ZM181 156H180V158H181ZM264 156V155H263ZM34 157H36V156H34ZM32 158V159H36V158ZM77 157V158H76ZM163 157V156H162ZM172 157V156H171ZM237 157V156H236ZM30 158V159H31ZM174 158V157H173ZM177 158V157H176ZM233 158V157H232ZM29 159V160H30ZM182 159V158H181ZM234 159H235V156H234ZM54 160V159H53ZM66 161H68L67 159H65ZM70 160V159H69ZM233 160V159H232ZM72 161V160H71ZM169 161H171V160H169ZM169 161H166V162H169ZM161 162V161H160ZM180 162V161H179ZM30 163V162H29ZM175 163V162H174ZM194 163V162H193ZM25 164H26V162H25ZM33 164V163H32ZM32 164L30 163V164H28V165H26V166H29V165H31V167H32ZM59 164V163H58ZM78 164V165H79ZM168 164V163H167ZM171 164V163H170ZM179 164V163H178ZM36 166V165H35ZM52 166V165H51ZM170 166V165H169ZM30 167V166H29ZM87 167V168H88ZM163 167V166H162ZM4 168V167H3ZM2 168V169H3ZM33 168V167H32ZM31 168V169H32ZM155 168V167H154ZM153 168V169H154ZM158 168V167H157ZM159 168H161V167H159ZM159 168H158V170H159ZM253 168V167H252ZM29 169V168H28ZM36 169H38V168H36ZM53 169H55V168H53ZM174 169V168H173ZM24 170V169H23ZM150 170V169H149ZM158 170H157V172H158ZM30 171H32V172H36V171H38V170H30ZM159 171H162V170H159ZM166 171V170H165ZM152 172H154V171H152ZM159 173V172H158ZM160 173H162V172H160ZM164 173V172H163ZM1 174V173H0ZM33 174V173H32ZM9 175V174H8ZM8 175H6V177L8 176ZM30 175H31V172H30ZM35 175H37V174H35ZM167 176V175H166ZM168 176H169V174H168ZM154 177V176H153ZM8 178V177H7ZM255 178V177H254ZM9 179V178H8ZM11 179V178H10ZM160 179H162V178H160ZM157 180V179H156ZM167 180V179H166ZM150 186V185H149ZM158 186V185H157ZM152 187V186H151ZM1 188V187H0ZM1 190V189H0ZM155 191V190H154ZM157 191V190H156ZM155 191V192H156ZM16 193H18L17 191H15ZM5 193H6V191L5 190H2V192H1V194H0V203L1 204H3V205H5L6 204V201H5V197H7L8 195H7V193H6V195L7 196H5ZM155 193H153V195H154ZM160 194V193H159ZM13 195H15V194H13ZM153 195H152V198H153ZM170 195V194H169ZM169 195H167V196H169ZM160 196V195H159ZM162 196V195H161ZM160 196V197H161ZM163 197V196H162ZM18 214V213H17ZM28 214V213H27ZM25 216H28V215H25ZM18 218V217H17ZM11 219H12V216H10L8 219H6V220H10L11 221ZM21 219V218H20ZM19 219V220H20ZM24 219V218H23ZM18 220V221H19ZM22 220V219H21ZM25 221V220H24ZM16 222V221H15ZM23 222V221H22ZM9 226V225H8ZM12 226V225H11ZM14 227V226H13ZM0 228H1V226H0ZM133 230V229H132ZM156 235V234H155ZM241 236H242V234H241ZM249 236V235H248ZM244 238H245V236H243ZM249 239V238H248ZM150 240V239H149ZM154 240V239H153ZM243 241H244V239H242ZM248 241H251V239L250 240H248ZM257 241H259V240H255L254 242H257ZM149 242V241H148ZM251 242H253V241H251ZM260 242V241H259ZM154 244V243H153ZM255 245V244H254ZM140 248V249H142L143 250V256L146 258V256L148 255L147 253H149L150 252V248H149V246L147 247L146 245H145V243H144V241H143V238H142V236H141V243L140 244H138V245H136L135 247H133L132 248V250L130 251V253L132 254V256L133 255H135V256H133V258H134V260H132L131 262L133 263V264H139L140 263V260L139 259H145V258H142V257H138L139 255H140V253H139V249H138V247ZM263 246V245H262ZM177 247V246H176ZM127 247H125V248H122V250L124 249V252L119 256V263H121L122 262V256L124 255V253H125V249H126ZM255 250V249H254ZM258 250V249H257ZM245 251V250H244ZM246 254V253H245ZM260 254H261V252H260ZM163 255V254H162ZM258 256V255H257ZM126 257V256H125ZM262 258V257H261ZM264 258V257H263ZM239 260V259H238ZM237 260V261H238ZM124 263H128V259L127 258H124ZM147 260H145V262H146ZM236 261V260H235ZM264 261V260H263ZM131 262H129L128 264H130ZM148 262V261H147ZM146 262V263H147ZM202 262L204 263V261H203V259H202ZM201 262V263H202ZM233 262V261H232ZM231 262V263H232ZM261 262V261H260ZM0 263L1 264H8V263H5L3 260H2V258L0 257ZM230 262H229V264H231ZM236 263V262H235ZM235 263H232V264H235ZM209 264H212V263H209ZM224 264V263H223ZM238 264V263H237ZM241 264V263H240Z\"/></svg>","mask_w":264,"mask_h":264},{"label":"water","instance_id":"obj_3","mask_svg":"<svg viewBox=\"0 0 264 264\" xmlns=\"http://www.w3.org/2000/svg\"><path fill=\"white\" fill-rule=\"evenodd\" d=\"M195 6L227 32L253 36L264 46V0H174ZM249 32L254 35H249Z\"/></svg>","mask_w":264,"mask_h":264},{"label":"trees","instance_id":"obj_4","mask_svg":"<svg viewBox=\"0 0 264 264\" xmlns=\"http://www.w3.org/2000/svg\"><path fill=\"white\" fill-rule=\"evenodd\" d=\"M159 1H161V0H159ZM170 2L172 4H176L178 6L183 5V7L187 10V15H188L190 20H192V19L195 20L197 18L198 20H201L203 22H209V19L207 17H205L204 15L200 14L198 9L195 6L188 5V4L183 3V2H177L174 0H170ZM173 8H175V7H173ZM210 24L211 25L208 28H206L210 31V33H214L215 35H217V36L219 35L220 37L226 39L228 32L222 30L220 27H217L218 25L216 23L215 24L210 23ZM258 48L263 49L264 46H262L258 43Z\"/></svg>","mask_w":264,"mask_h":264},{"label":"snow or ice","instance_id":"obj_5","mask_svg":"<svg viewBox=\"0 0 264 264\" xmlns=\"http://www.w3.org/2000/svg\"><path fill=\"white\" fill-rule=\"evenodd\" d=\"M227 31V30H226ZM228 35H235L234 33H232V32H228ZM249 35H254V33H252V32H249Z\"/></svg>","mask_w":264,"mask_h":264}]
</instances>
